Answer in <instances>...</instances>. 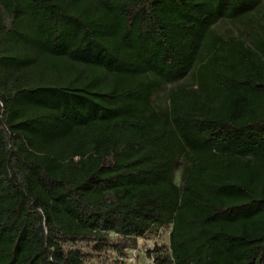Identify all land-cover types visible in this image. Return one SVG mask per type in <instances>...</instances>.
I'll return each instance as SVG.
<instances>
[{
	"label": "trees",
	"instance_id": "16d2710c",
	"mask_svg": "<svg viewBox=\"0 0 264 264\" xmlns=\"http://www.w3.org/2000/svg\"><path fill=\"white\" fill-rule=\"evenodd\" d=\"M262 1L0 0V264L124 257L163 225L151 264H264V21L214 28ZM69 61L88 73L44 76Z\"/></svg>",
	"mask_w": 264,
	"mask_h": 264
},
{
	"label": "rangeland",
	"instance_id": "374dc122",
	"mask_svg": "<svg viewBox=\"0 0 264 264\" xmlns=\"http://www.w3.org/2000/svg\"><path fill=\"white\" fill-rule=\"evenodd\" d=\"M264 21V0L258 8L248 17L241 20L220 19L214 24L215 30L223 36H240L250 43L249 34L253 29L259 28ZM88 70L73 62H66L57 69L48 70L44 76L49 79H68L76 75L87 74ZM191 77L187 76L178 83H162L154 93L155 101L160 106L169 104L170 89L177 84H189ZM176 181L180 179V171L175 174ZM171 225L155 226L145 235L136 238V244L126 249V256L122 257L117 252L105 250L99 257H88L85 264H109L113 259L120 260L121 264H151L152 254L156 251L171 258L169 234Z\"/></svg>",
	"mask_w": 264,
	"mask_h": 264
}]
</instances>
